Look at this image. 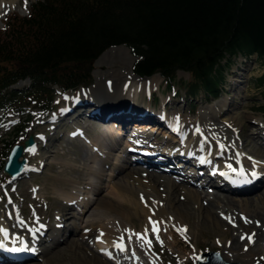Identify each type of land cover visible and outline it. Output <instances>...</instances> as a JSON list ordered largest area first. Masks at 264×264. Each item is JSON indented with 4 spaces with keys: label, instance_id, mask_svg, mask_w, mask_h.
I'll return each instance as SVG.
<instances>
[{
    "label": "rangeland",
    "instance_id": "374dc122",
    "mask_svg": "<svg viewBox=\"0 0 264 264\" xmlns=\"http://www.w3.org/2000/svg\"><path fill=\"white\" fill-rule=\"evenodd\" d=\"M35 1L36 0H0V29H2V21H4L6 17L11 15L17 17L26 16L29 5ZM107 50H105L106 52L103 51L102 53H105H101L102 56H100V54V58L98 59V56L95 59L96 62L94 61L95 63L92 64V71L90 72L91 83L87 86L88 89L65 94H58V91H56V96L51 104V111L46 115H42L38 119L34 111L30 110L31 105L28 104L29 106L26 108V113H28L27 118L24 122L25 124L22 125L20 117L5 118L4 115L0 113V168L5 161V154L12 143L21 142L23 138L31 135L35 141L36 147V150L32 154L25 152L26 150L23 152L22 157L25 160L24 168L26 172L21 175L19 179L9 180L0 172V216L3 217V215L6 214L7 218L5 217V219H8L10 223H15L20 228L35 227L39 222H43L48 227L47 230L41 232V241L29 249L33 254L31 256L28 255V260H24L25 262L23 261L20 264H54L53 262L63 264H137L141 259H146L154 264H195L196 256L199 253L208 251L217 252L225 262L238 264H253L257 262L264 264L263 231L258 239L250 235L252 232L251 229H246L244 232L242 231L243 234L241 231L234 233L233 230L235 227L229 226L228 223L226 224L227 230H225L221 227L212 226L206 221L201 222L202 219L198 218V214L195 213V210L192 208V206L194 207L196 205H191V201L188 202L186 200L188 202L187 207L185 197H180L181 195L178 193L175 197H172L168 192L166 194L167 190L163 192V189L166 188L163 183H161V186L159 185L157 187L161 192L158 191L156 187H154L153 192L157 196L166 195V198L167 195L170 196V202L168 201V203H165L166 209H168L167 207L169 205L170 212L172 213L175 208L174 205L178 202L182 204L185 203L184 206L187 208H192L194 213L192 215L188 213L187 216L189 219L184 220L188 232L184 231L181 234L174 228V230H172L174 235V239H171L172 241L167 239L166 236L165 239L161 237L159 240L155 235H151L149 237V245L140 251L141 256H137L131 251L138 247L139 240L134 239V237H130V240L126 242L127 256H123L124 253L121 251H116V254L119 253L116 255L111 250H105L104 247H102L103 249L97 247L96 241L94 240L97 233H92L90 235V238L85 241V246L83 248H75L74 244L70 245L69 243L66 246H59V241L65 240L67 237L69 242L78 240L83 233V227L86 225L85 220L87 218H85V216L84 218L79 217L78 211L72 208L66 211V218H63L62 222L56 225L58 231H54L57 218L61 214L63 215V211L67 208L66 205L68 204V200L66 198V201L63 200V196L75 193L79 186L81 187L79 192L81 197L89 196L92 199L94 205L90 208L91 213L93 209L99 205V201L113 202V204L112 202L111 204L114 207L112 206L108 214L102 215L100 213L97 214L98 216L96 218L99 227L106 225L104 228L108 229L106 231L108 237L113 238V234L109 230L110 226L108 225L112 222L110 221L112 216H114V213L124 211L120 209V202L117 199L113 200V195H110L112 193L111 184L108 183L107 176H105L106 173L111 172L109 166L102 167L104 175L99 181V187L102 188V190L97 193V195L96 193L84 194L86 191L84 185L86 180L84 179H89L86 175V168L93 165L90 164L93 154L91 144L95 141L101 142L102 135H105V131L109 126H103L101 123L99 125L96 119L86 116H81L80 119L75 120L70 125L71 119L83 109L78 106L74 108L71 113H67L62 122H59L60 117H63L65 108L72 107L75 101L77 105L81 101L87 103V100H84L87 98L80 96V93H90L92 89L96 88H93L96 83H99L97 88L98 92H100V89L103 87L111 90V85L114 86L119 82H128L136 78L132 75L131 71L134 58L127 48L116 46L108 48ZM263 73L264 67L260 66L254 56L250 57L249 60H245V58L238 56L232 62L228 63L224 71L226 83L217 99L205 101L201 97H197V99L194 100H190L186 97L183 92V86L188 81V75L180 71H177L173 80L166 84L162 78L157 76L159 81L156 83L158 84L152 85L154 87H152L150 91L144 93L142 99L141 97L140 99L144 102L142 106H145L152 113L177 115L182 119H187L189 122H195L198 126L206 127L212 125L208 127L217 128V125H221L224 121H234L238 127H241V132L239 131L234 137H232L229 132L227 136L230 138L232 137V140L236 143L238 148L237 153L244 161H252L260 166H264L263 151L254 144L252 139L248 140V136L251 135L250 133H256L260 131L261 128H264V99L261 98L254 81ZM236 82H238V85L234 86ZM28 84V81H23L17 83L14 87L17 90L24 89ZM94 95L95 94H92L89 98L94 100L96 96ZM102 97H104V95ZM71 98H74V101L69 100ZM223 101V104L226 106L223 105L221 109H219ZM261 107L263 110H259ZM96 110L97 109L93 108L86 112H95ZM210 112H216L217 116L212 117L215 119L211 120ZM75 128H81L78 129V131H82V133L78 134L76 137L70 138V134ZM163 134V131L160 134H152L149 130L145 132L143 137L148 138L152 143H158V146H166L164 144ZM130 135L123 136V139L119 141L121 146L131 139ZM113 154L116 155L117 152H113ZM133 155L132 153L130 156ZM109 161L113 163L115 158L112 156ZM220 162L221 160H219V163ZM122 164L125 165V168L121 172L114 171L116 182L120 181L122 176L125 175L124 173H127L128 170L131 172L130 164L125 161ZM136 168L141 170L140 167ZM163 172L164 171H160V175L164 180H176L172 174ZM79 183L81 185H79ZM76 185H79L78 188ZM181 185L189 190H198L203 197L205 194L212 196L217 193L212 186L199 188L186 184L185 182H182ZM253 195L262 198V200L258 198L260 201L256 200L253 203L254 205H246L248 209L246 211L244 207L240 208L239 204L236 207L237 211L235 213L237 218L241 220L247 219L249 221V219L245 217L255 213H259L261 217H264V184L260 185L256 191L250 194H231V196L237 198L246 197L248 199L252 198ZM181 198L183 200H181ZM153 203L156 205L157 200H154ZM171 203H173V206L170 205ZM220 206L221 205L218 207ZM220 208H222V206ZM100 210L102 209L99 208V211ZM139 210L136 212L133 211V209L129 212L126 211L125 214H128L129 218L123 222L126 227L134 228L136 230L135 234H138L142 228L148 225L146 218L141 216L142 213ZM243 212L245 214H243ZM222 213H224L223 208ZM215 217L219 219L217 216ZM227 218L231 220L230 216H227ZM15 220H17V222H15ZM174 221H176V219H174ZM259 221L264 224V221ZM70 227H73L75 232L68 236L69 231L67 229ZM96 229L97 227L94 230L90 229V231L93 232ZM164 231L165 228L161 226L160 232L164 233ZM233 233L240 239L239 248L238 245L236 248L230 247L232 241L231 235ZM242 236L245 237V239H241ZM247 237H252L251 242ZM49 238L53 239L50 241ZM122 240H124V238H121L120 242ZM170 242L174 243L173 248L168 244ZM56 244L58 247L55 249L54 247ZM46 247L49 249L52 248L53 253L44 255L42 251L45 250ZM98 248H100L99 251ZM144 251H146V253H144ZM116 256L118 258L117 260ZM136 256L137 258L131 262ZM50 259L54 261L52 262Z\"/></svg>",
    "mask_w": 264,
    "mask_h": 264
},
{
    "label": "trees",
    "instance_id": "16d2710c",
    "mask_svg": "<svg viewBox=\"0 0 264 264\" xmlns=\"http://www.w3.org/2000/svg\"><path fill=\"white\" fill-rule=\"evenodd\" d=\"M116 46L134 58V76L166 84L184 72L186 97L214 100L236 57L264 67V0H36L26 16L2 21L0 113L22 125L28 104L47 114L56 91L87 87L95 59ZM254 81L264 99V73Z\"/></svg>",
    "mask_w": 264,
    "mask_h": 264
},
{
    "label": "bare ground",
    "instance_id": "6f19581e",
    "mask_svg": "<svg viewBox=\"0 0 264 264\" xmlns=\"http://www.w3.org/2000/svg\"><path fill=\"white\" fill-rule=\"evenodd\" d=\"M102 54L100 56H102ZM149 78L150 79L135 78L128 82H119L117 85H111V90L103 87L100 89V92H98L97 88L99 83H96L93 87L96 88L92 89L90 93H80V96L87 98L84 99L87 100V103L81 101L77 105L75 101L72 104V107L65 108L63 117H60L59 122H62L67 113H71L74 108L78 106L83 109L81 112H78L73 117V119H71L70 125L75 120L80 119L81 116H86L82 112L89 111L93 108L97 109L96 112L98 115L100 114L99 116L101 118H104L103 121L96 119L99 125L101 122L103 126H109V128L105 131V135H102L101 142L95 141L91 144L93 154L91 156L92 160L90 161V164L93 165L89 166V168H86L87 173H85L89 179H84L86 180V182H84L86 189L84 194L96 193L97 195V193L102 190V188L99 187V181L104 175L102 167L109 166L111 172L106 173L105 176H107L108 183L111 184L112 193L110 195H113V200L117 199L120 202V209L124 211L114 213V216H112L110 220L112 222H110L108 225L110 226L109 230L112 232L113 238L108 237L106 234L108 229L104 228L106 225L99 227V223H97L96 218L98 216L97 214H108L111 211L113 202L111 201V204L110 201H99V205H97V207L93 209V212L91 213L90 208L94 204L92 203L91 197H81L79 193L81 190L79 185L81 184L79 183V185H76L77 188L78 186L79 188L77 191H75V193H70L69 195L63 196V200H65V198L68 200V204L66 205L67 208L63 211V215L61 214L57 218V221L54 225V231H58L56 229V225L60 224L63 218H66V211L71 210L72 208L78 211L77 213L79 217L84 218L85 216V218H87L85 220L86 225L84 224L85 227H83V233L81 234V237L76 240L77 242H69L67 237L65 240L59 241V246H66L69 243L70 245L74 244L75 248H83L85 246V241L90 238V235L92 233H97L94 238L97 247H104L105 250H111L114 253L116 251H121L124 253L123 256H127L126 242L130 240V237L137 239L135 235L136 230L134 228H128L123 224V222L129 218L128 214H125V212H129L132 209L135 212L140 209L139 211L142 213L141 216L146 218V222L148 224L138 233H146L144 238L137 239L139 240L138 247L131 250L137 256H141L140 251L149 245L148 242L150 241L149 237L151 235H155L157 237V234L152 231L153 224L149 222V218H151L152 221L159 222L155 225V227L158 229L159 240L161 237L165 239V236L167 239L171 240L174 239V235L172 233L174 228L181 234L184 231L188 232V228L185 227L184 220L189 219L187 214L190 213V215H192L194 213L193 210H195V213L198 214V218L202 219L201 222L206 221L212 226L221 227L225 230H227L226 224L228 223L229 226L235 227L233 230L234 233H238L240 231L244 232L246 229H251L252 232L250 231V235L258 238L262 231L264 232V224L259 221H264V217H261L259 213H255L251 216L249 215L245 217L249 219L248 221L247 219L241 220L237 218L235 213L237 211L236 207L239 204L240 208L244 207L246 211L248 210L246 205H251L256 200H262V198L256 197V195H253V197L250 199L246 197L237 198L231 196V194H250L256 191L260 185L264 184V166H260L252 161H244L242 160L243 158L237 153L238 148L236 143L232 140V137L239 133L241 127H238L234 121L231 122L228 120L224 121L221 125L218 124L217 128L208 127L212 125L203 127L200 125L198 126L195 122H189L187 119H182L177 115H164L161 113L150 112V110H148L145 106H142L144 103L143 100H141L142 95L150 91V89L154 87L152 85H157L158 83L156 82L159 81V78L156 75ZM238 82H236L234 86H237ZM92 94L96 95H94V100L89 98L92 96ZM103 95L104 97H102ZM69 100L74 101V98ZM223 103L224 101L222 104L220 103L221 105L219 106V109H221L223 105L226 106ZM216 112H210L211 118L217 116ZM213 119L215 118H212L211 120ZM117 120L120 123L121 129L116 128L114 125L116 124ZM78 129L81 128H75V130L70 134V138L76 137L78 134L82 133V131L79 132ZM130 130L132 133L133 131L135 132L134 134L131 133V140L129 141H131L132 144L136 143V147L134 146L133 148L136 149L138 147L136 150H139L136 152L138 153V156H136V161H130L128 158H125L126 149L132 147V144L127 141L125 145L123 144L124 146H121L119 143V141H121V138L119 137V131H123L124 134L127 132L126 135H128ZM149 130L152 132V134H160L163 131V140L166 146H158V143H152L148 138L143 137L145 132ZM229 132L232 135L231 138L227 136ZM250 134L251 135L248 136V140L252 139L254 144H256L264 153V128H261L260 131H257L256 133ZM35 150L36 147L34 145L33 148L26 150L25 152L32 154ZM113 152H117V154L114 155ZM148 154L158 157L161 160H157L158 162L149 160L153 163H147L149 159ZM112 156L115 158V161L110 163L109 160ZM219 160H221L220 163ZM124 161L130 164L129 166L131 167V172L128 170L127 173H124L125 175L122 176V179L116 182L114 171L121 172L125 168V165L122 164ZM136 167H140L141 170L137 169ZM160 171L172 174L176 180H164L160 175ZM25 172L26 170L23 174H25ZM182 182L199 188L212 186L213 189L217 191V193L212 196L205 194L203 197V195L198 190H189L183 187L181 185ZM161 183L165 184L166 186L165 189L162 188L163 192L167 190L166 194L168 192L172 197H175L178 193L181 195L180 197H185V201H191V205L196 206H192V210L191 207L187 208V201V207L184 206L185 203L182 204L178 202L174 205L175 208L171 213L169 205L167 207L168 209L165 208V203H168V201L170 202L171 200L170 196L167 195V198L165 197L166 195L157 196L153 192L154 187L157 188L159 185L161 186ZM158 191L160 190L158 189ZM96 200L94 201L97 202ZM154 200H157L156 205L153 203ZM181 200L183 199L181 198ZM170 205L173 206V203ZM219 205H221L224 209V213H222V208H220L221 206L218 207ZM99 208L102 210L99 211ZM243 214L245 213L243 212ZM215 216H217L219 219H217ZM227 216L231 217L233 223L227 218ZM5 217L6 214H4L3 217L0 216V227L6 230V235L8 238L4 239L3 236H0V241L3 242V246L0 247V264H20L24 260H28L27 258L30 254L29 249L41 241L40 234L41 232L47 230L48 227L43 222H39L35 225V227L32 226L29 228H20L15 223H10V221L5 219ZM174 219H176V221H174ZM15 222H17V220H15ZM161 226L165 228L164 233L160 232ZM96 227L97 229L95 231H90V229L94 230ZM67 230L69 231L68 236L75 232L73 227H70ZM234 233L231 235L232 241L230 247L236 248L238 245L239 248L240 239L237 235H234ZM121 238H124V240L120 242ZM52 239L53 238H50V241ZM117 244L120 245V247H116L115 245ZM168 244L172 248L174 247L173 242ZM24 247H26V254L25 249H23ZM57 247L58 245L56 244L54 248L56 249ZM100 248H98V251ZM121 248L123 250H121ZM13 249L17 250L13 251ZM42 253L44 255H49L53 253L52 248L49 249L46 247ZM144 253H146V251H144ZM9 256L18 258L11 260ZM137 256L134 257L131 262L136 259ZM117 259L118 258L116 256V260ZM50 261H52V259H50ZM53 263L63 264L55 262ZM137 264L154 263L147 261L146 259H141Z\"/></svg>",
    "mask_w": 264,
    "mask_h": 264
},
{
    "label": "water",
    "instance_id": "95a60500",
    "mask_svg": "<svg viewBox=\"0 0 264 264\" xmlns=\"http://www.w3.org/2000/svg\"><path fill=\"white\" fill-rule=\"evenodd\" d=\"M87 89V88H86ZM32 136L29 135L21 145L15 144L9 150L5 162L2 165V173L10 179H15L24 172L25 161L22 156L23 150H28L33 146ZM21 158L20 161L18 159ZM199 258V259H198ZM195 264H238L225 262L217 252H203L196 256ZM260 264V263H253Z\"/></svg>",
    "mask_w": 264,
    "mask_h": 264
},
{
    "label": "snow or ice",
    "instance_id": "6c2138e0",
    "mask_svg": "<svg viewBox=\"0 0 264 264\" xmlns=\"http://www.w3.org/2000/svg\"><path fill=\"white\" fill-rule=\"evenodd\" d=\"M143 199V198H142ZM149 222L151 223V224H153V229H152V231L154 232V233H156L157 234V239H159V236H158V229L155 227V225L157 224V223H159V222H156V221H152L151 220V218H149ZM147 231V230H146ZM146 234V233H145ZM145 234H135L136 235V237H137V239H143L144 238V235ZM0 236H3L4 237V239H7L8 237H7V235H6V230L5 229H3L2 227H0ZM248 239H249V241L251 242V237H247ZM241 239H245V237H241ZM148 243H150V242H148ZM3 246V242L2 241H0V247H2ZM116 247H120V245H115ZM17 249H13V251H16ZM121 250H123L122 248H121ZM199 259V258H198Z\"/></svg>",
    "mask_w": 264,
    "mask_h": 264
}]
</instances>
